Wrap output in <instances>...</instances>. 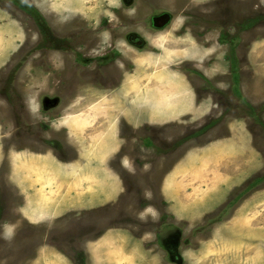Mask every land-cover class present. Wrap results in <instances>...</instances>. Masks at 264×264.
<instances>
[{
    "label": "rangeland",
    "instance_id": "rangeland-1",
    "mask_svg": "<svg viewBox=\"0 0 264 264\" xmlns=\"http://www.w3.org/2000/svg\"><path fill=\"white\" fill-rule=\"evenodd\" d=\"M0 264H264V0H0Z\"/></svg>",
    "mask_w": 264,
    "mask_h": 264
},
{
    "label": "flooded vegetation",
    "instance_id": "flooded-vegetation-1",
    "mask_svg": "<svg viewBox=\"0 0 264 264\" xmlns=\"http://www.w3.org/2000/svg\"><path fill=\"white\" fill-rule=\"evenodd\" d=\"M128 3H130V2H128ZM165 19H164V22H163V24H162V26H157V22L156 21H154L153 19L150 21V22H148V23H146V27H151V28H153V30L154 31H162V30H164L167 26H169L171 23H172V21H173V15L172 14H169L168 16H166V15H164L163 16ZM188 18H191L192 20H194L193 22H192V24L194 25V30H193V32H195V29H200V15L198 16L197 15V13H194L193 11L189 14V17ZM196 18H198V19H196ZM150 19V18H149ZM158 19H160V18H158ZM160 21H163V19H161ZM195 23H196V26H195ZM130 38H132V39H134L135 38V35H131V37ZM134 44H136V43H134Z\"/></svg>",
    "mask_w": 264,
    "mask_h": 264
}]
</instances>
